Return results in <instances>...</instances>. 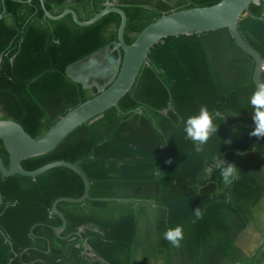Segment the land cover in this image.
<instances>
[{"label":"trees","instance_id":"obj_1","mask_svg":"<svg viewBox=\"0 0 264 264\" xmlns=\"http://www.w3.org/2000/svg\"><path fill=\"white\" fill-rule=\"evenodd\" d=\"M43 1L51 14L73 9L81 21L113 3L127 15L124 37L130 45L162 16L222 0ZM3 12L0 120H13L39 139L99 94L96 87L85 89L68 78L66 69L116 42L121 18L110 13L81 27L71 15L45 19L39 0H5ZM238 27L264 60V0L260 7L250 5ZM148 61L119 109H108L50 152L22 162L32 171L67 161L87 175L89 198L58 204L67 221L60 237L54 228L63 222L53 204L62 197L80 198L81 177L62 167L36 178L1 176L0 229L14 251L0 233V264H264V138L244 156L232 152H245L258 140L250 135L253 118L228 120V125L252 126L234 128L216 119L218 133L200 153L184 132L187 118L202 106L222 115L254 112L249 103L256 88L254 59L222 29L165 38ZM0 155L9 167L1 140ZM213 156L234 162L239 178L225 185ZM198 207L202 219L195 217ZM176 226L184 230L179 248L164 239ZM252 226L263 242L247 256L238 241Z\"/></svg>","mask_w":264,"mask_h":264},{"label":"water","instance_id":"obj_2","mask_svg":"<svg viewBox=\"0 0 264 264\" xmlns=\"http://www.w3.org/2000/svg\"><path fill=\"white\" fill-rule=\"evenodd\" d=\"M39 1L44 9L45 19L57 21L67 15H71L74 22L81 27L93 25L110 13H116L121 18L118 28V40L116 42L72 63L66 69L67 77L74 82L82 84L85 89L96 87L99 92L97 96L70 111L39 139H35L19 123L13 120H7L9 122L7 126L0 127V140L9 154V167L5 165L0 155V178L1 176L11 177L16 174L36 178L51 169L61 167L70 169L81 177L85 189L80 198L62 197L53 204L52 212L58 215L63 222L62 226L54 228L55 234L59 237L65 230L67 221L65 216L59 211L58 204L62 202L78 204L87 200L90 192V181L83 170L75 163L56 161L30 171L23 167L22 162L50 152L76 128L87 122H94L108 109L113 107L119 109L120 100L135 85L141 70L149 63L148 59L151 49L157 43L168 37L228 29L237 45L255 61L253 74L255 86L262 82L264 60L260 53L246 42L238 27L240 19L245 16L246 11L253 4L251 0H222L213 6L182 10L162 16L147 26L130 45L125 42L124 37L127 15L123 9L111 2H107L106 8L90 20L81 21L77 12L73 9H67L59 15H53L46 9L44 1ZM29 2H32V0H29ZM261 4L262 0H260ZM98 80H104L106 83L101 84ZM137 111H140V109ZM220 115L225 117L224 122L228 128H234L239 125L252 127L243 122L228 125V120L253 118L254 112ZM262 139L258 138L245 152L235 150L232 152L244 156L255 148ZM231 164L236 166L234 162H231ZM2 203L3 196L0 191V207ZM0 233L6 243L12 247V251H14L13 243L6 233L2 229H0ZM85 246L88 248L87 242H85Z\"/></svg>","mask_w":264,"mask_h":264},{"label":"clouds","instance_id":"obj_3","mask_svg":"<svg viewBox=\"0 0 264 264\" xmlns=\"http://www.w3.org/2000/svg\"><path fill=\"white\" fill-rule=\"evenodd\" d=\"M251 3L260 7V0H251ZM249 103L254 111L253 121L255 128L250 132V135L257 138H264V82L259 83L253 94L250 97ZM219 113H212L207 106H202L199 113L190 116L185 121L184 132L187 138L195 145L197 153L202 152L203 146L218 133L220 125L215 120L223 119ZM9 122L7 120H0V127H6ZM215 167L220 169L222 181L225 185L231 184L234 179L239 178V169L234 165L227 163L220 156L212 157ZM171 163V161H168ZM196 219H202L203 212L200 207L195 211ZM164 239L173 247L179 248L181 241L184 239V230L182 226L169 228L164 233Z\"/></svg>","mask_w":264,"mask_h":264},{"label":"rangeland","instance_id":"obj_4","mask_svg":"<svg viewBox=\"0 0 264 264\" xmlns=\"http://www.w3.org/2000/svg\"><path fill=\"white\" fill-rule=\"evenodd\" d=\"M263 237L260 236L255 230H252L248 236L240 239L238 245L242 248L247 256L252 255L257 248L261 246Z\"/></svg>","mask_w":264,"mask_h":264},{"label":"flooded vegetation","instance_id":"obj_5","mask_svg":"<svg viewBox=\"0 0 264 264\" xmlns=\"http://www.w3.org/2000/svg\"><path fill=\"white\" fill-rule=\"evenodd\" d=\"M4 2H5V0H0V3H4ZM4 13H5V12L0 13V17H2V16L4 15ZM103 83L105 84L106 81L103 80ZM263 223H264V222H263ZM263 223H261V226H262V229L264 230V224H263ZM252 230H255L260 236H262V234H261L259 231H257V230L255 229V227L252 226V227H248V228L244 231V233H243V235L241 236L240 239H242V238L248 236L249 233H250Z\"/></svg>","mask_w":264,"mask_h":264},{"label":"crops","instance_id":"obj_6","mask_svg":"<svg viewBox=\"0 0 264 264\" xmlns=\"http://www.w3.org/2000/svg\"><path fill=\"white\" fill-rule=\"evenodd\" d=\"M251 256V255H250Z\"/></svg>","mask_w":264,"mask_h":264}]
</instances>
